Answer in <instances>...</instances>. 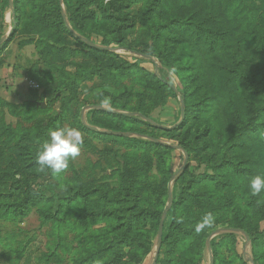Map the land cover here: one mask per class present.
Returning a JSON list of instances; mask_svg holds the SVG:
<instances>
[{"label":"rangeland","instance_id":"374dc122","mask_svg":"<svg viewBox=\"0 0 264 264\" xmlns=\"http://www.w3.org/2000/svg\"><path fill=\"white\" fill-rule=\"evenodd\" d=\"M68 9L75 11L73 17ZM60 14L77 35L106 53L92 54L87 43L80 41L83 49L76 37L66 36L64 30H69ZM175 19L224 29L230 35L228 46L203 57L190 40L191 31L168 28ZM74 25H80L79 31ZM119 28L122 41L112 42ZM11 30L0 46V264H152L159 225L149 219L136 221L132 215L145 205L164 212L170 189L180 194L193 177L213 175L212 168L220 166L222 141L239 129L218 103L227 93H238L224 82L229 56L235 54L239 69L264 90V0H0V41ZM110 58L119 70H100V61ZM127 64H138L146 74ZM156 65L169 84L163 83L161 94L147 73L160 80ZM94 105L138 111L158 125L178 127L164 133L138 116L133 118L144 124L116 121L118 132L133 134L126 139L152 142L134 136L142 132L170 145L189 146L186 170L173 182L184 164L180 150L159 152L90 134L84 127L109 131L90 124L94 110L85 109ZM186 105L189 115L181 121ZM259 109L254 103L245 110L253 127L264 126ZM94 122L108 124L110 119ZM58 127L78 128L84 143L66 171L54 176L39 169L36 157L49 131ZM210 137L220 145L204 150ZM239 153L242 167L254 173L237 175L225 168L227 189L209 182L194 189L203 195L202 203L196 207L188 200L167 216L163 236L168 235L169 242L157 264H210L211 257L214 264H264V193L252 195L249 189L252 177L264 176V132L251 149L234 152ZM146 175L157 186L142 195L147 201L135 205L137 192H131V201L112 192L119 188V179L130 185ZM73 196L78 199L72 201ZM130 205L132 210H126ZM89 211H96L95 225L89 226ZM209 213L212 222L197 231L196 219L199 223ZM130 218L134 225L127 244L113 245L112 233H121ZM222 229L242 232L214 235ZM185 236L190 237L177 249L171 245Z\"/></svg>","mask_w":264,"mask_h":264},{"label":"trees","instance_id":"16d2710c","mask_svg":"<svg viewBox=\"0 0 264 264\" xmlns=\"http://www.w3.org/2000/svg\"><path fill=\"white\" fill-rule=\"evenodd\" d=\"M58 11L61 13V8H60V4L59 2H56ZM69 12L71 13V16L73 17L75 14V11H73L72 9H68ZM116 11V8L114 9ZM60 18L61 21L63 20L65 22L64 17L62 16V14H60ZM70 21L74 22V18L70 17ZM212 24H208V26L206 27L202 22L196 23L193 21H184V20H179V19H175V20H171L168 23V28L171 29V32H175L176 33L179 31L180 28H184L187 31H191V35H190V40L191 42H194V46L196 48H198L200 51V54L205 57V58H209L211 55H213L214 52H216L218 49L221 48H225L227 45V40L229 38V34L225 32L224 29H222V31L218 30V29H214L213 27H211ZM80 25H74V29H76L77 31H79ZM69 30V29H68ZM73 30V29H72ZM74 31V30H73ZM65 35L70 36V37H75L74 33H72L70 30L69 32L67 30H64ZM75 32V31H74ZM117 36L116 38L113 39L112 42H121L122 38H121V29L119 28L117 31ZM77 38V37H76ZM194 38V39H192ZM77 40H79V46H81L83 49H85L86 47H84L85 45L80 42L81 40L77 38ZM87 40H89L87 38ZM90 41V40H89ZM220 42V43H219ZM55 46V45H54ZM65 47V46H63ZM66 50L65 52H69L67 51V47H65ZM88 50H90V53L92 54H96V52H100V53H106V52H102V51H97V49H91L88 48ZM143 55V54H142ZM111 59V58H110ZM120 59V58H118ZM117 60V58H116ZM229 60L230 63L228 65H225L224 67V82H225V86L227 88H229L231 91H237L238 93H227L226 96L224 97V100H222L221 98L219 99V105L221 106V110L222 112L226 115V117L232 121H236L239 125H238V134L237 135H224L227 137V139H224L222 142V146L225 148V151L222 150V156L223 158L220 161V166L219 167H213L212 171H213V175L210 174H203L200 175L198 177H193L190 182L188 187H186L180 194L175 193V195L173 194V205L172 208L169 210L168 215H171V213L174 211L175 207L179 206V205H184L188 200L191 202V204H193L196 207H200L201 205V197H203V195H200L199 193H197L196 191H194V189H196L198 186L204 185V183L209 182L208 184H212V186L215 187H219L222 190L227 189L228 187V182L226 181V173L223 172L222 170L225 168H230L232 170L235 171V173L238 174H243V175H248V174H253L254 172L252 171V169H250L249 167L243 166L242 167V162L238 161L237 159L240 157H243L241 153L239 154H234L235 151H245L247 149H251L252 148V144L253 141L255 142V140L261 137V135L264 132V126L259 125V123L257 124V126L253 127L251 122H248L249 115H246L248 113L245 112V110L250 109L252 106H254V103H258V107L260 108L259 111L260 112H264V90L261 89V84L262 83H254V81L251 79L250 75L244 73L243 71H241L239 69V62L236 59V55L233 54L231 56H229ZM106 62V61H105ZM125 62V61H124ZM104 64V65H103ZM127 66H129L131 69L133 68H137L139 67L138 64H133V65H129L127 64ZM99 69L100 70H110L111 68H114L116 71L119 70V68L116 66V61L115 60H108L107 63H104L103 61H100L99 64ZM141 68V67H139ZM141 73L142 74H146V71L143 70V68H141ZM147 73L149 75H151V77L153 79H155V84L157 85V91L158 94H161L162 89L165 87V85L163 83H165L163 81V79L161 80H157L153 73L149 71H147ZM93 74V72L91 73ZM182 84L184 85L185 88L188 87V83H186V79H183ZM166 85H169L168 83H165ZM224 86V87H225ZM224 89V88H223ZM173 90V89H172ZM174 91V90H173ZM236 94V95H235ZM243 95V96H241ZM94 106H99V105H94ZM113 110V109H112ZM132 113L137 112V114H141L144 117L150 119L149 115L138 112V111H129ZM185 114H184V120L186 121V119L188 118L189 115V111L186 105V108L184 110ZM244 114V115H243ZM247 116L249 119H247ZM99 117H103V118H108L110 119V122L108 124L104 123V124H99V122H94V120ZM136 117V116H135ZM246 117V118H245ZM89 121L90 124L98 126V127H102L105 128L109 131H115L118 132V127L116 126V121L119 122H129V123H142L141 120L139 119H135L133 117H128V116H122V115H116V114H110L107 112H102V111H98V110H94L91 111L90 115H89ZM144 124V122L142 123ZM146 124V123H145ZM148 125V124H146ZM150 128L153 126L149 123L148 125ZM89 128V127H88ZM87 127H84V129L86 131H88L90 134L94 135V136H98L100 138L103 139H107V140H119L120 142L128 145V146H139V147H148L149 149H156L159 152H174V149L170 148V147H166L163 145H159L156 144L154 142H147V141H140V140H132V139H126V138H115L112 136H107L105 134H98V132H95L93 130H91L90 128L88 129ZM211 127H209L210 129ZM160 131H165L164 133H169L171 131H174L176 129H178V127L176 129H171V130H162V129H158V128H154ZM212 131V130H211ZM217 131V130H216ZM137 135H143V136H147L150 137L152 139H156L158 140L157 137H155L152 134H147V133H142V132H136ZM215 143L217 145H220V143L216 140H213V138H209V141H206L204 144L205 146L203 147L204 150H208L209 148H211V145ZM189 155V151H190V147L186 146L185 144H183L181 146ZM187 175V172L185 173ZM136 179V178H135ZM119 188L116 190H113L112 192H117V197L121 200H127V201H131L130 198L132 197V191L137 192L138 194L135 196V200L133 201V203L135 205H137V203L139 202H143V201H147V197H142L143 194H145L146 190L148 189H155L157 186L155 185V183L153 182L152 178L148 175H146V177L142 178V179H136V181H133L132 183H130V185L127 183L128 181H124L122 179H119ZM80 196H85V195H78ZM78 196L74 197L73 199H71L72 201H75L78 199ZM88 198V196L86 197ZM85 198V199H86ZM117 199V200H119ZM117 201V202H122V201ZM112 201V200H111ZM133 205H130L128 207H126V210H132ZM257 208L260 209V205L257 204ZM96 211H89L87 213L88 217H91L92 220L89 223L90 225H95L97 222V215H95ZM113 214V213H112ZM162 214L163 212H159V211H151L149 210V207L147 205L144 206V210L140 211L139 213H137L136 215H132L133 218H137L136 221L142 219L144 221H148L152 220L151 222L154 224L157 222V225L160 226V222L162 219ZM94 217V218H93ZM130 217V216H129ZM143 221V223H144ZM85 222V227H87L88 221H86V219H84ZM196 223H198V220L196 219ZM133 222L132 219H128L125 225V228L122 229L121 233H116L113 232L112 235V242L113 245H119L120 242H126L125 244H127L128 240H129V235L132 234L133 232ZM239 229H242L241 227ZM135 231V230H134ZM145 232V231H144ZM173 233V232H172ZM196 233V231H195ZM194 232L191 233L190 236H193ZM139 236H144V233H142L141 231L138 232ZM189 236V237H190ZM188 237V238H189ZM186 236L183 238H176L174 241L171 242V245H173L176 249L179 245H181L182 243H184L187 239ZM228 238H233L234 241L236 242V238L233 235H230V237ZM169 242V236L168 235H164L163 239H162V247H164V245H166ZM130 245H127L126 247L129 248ZM162 249V248H161ZM161 252V251H160ZM174 253V251L172 252ZM122 254H127L126 251L125 253ZM160 256V254H159ZM159 258V257H158ZM159 262V260H158Z\"/></svg>","mask_w":264,"mask_h":264},{"label":"clouds","instance_id":"9594fccd","mask_svg":"<svg viewBox=\"0 0 264 264\" xmlns=\"http://www.w3.org/2000/svg\"><path fill=\"white\" fill-rule=\"evenodd\" d=\"M107 99L103 103H107ZM84 139L81 131L75 127H58L48 133L37 154L36 163L41 171L49 170L52 175L59 176L66 171L70 160H75L81 151ZM252 195L264 193V176H254L249 181ZM213 220L212 214L205 215L197 224L196 230H202Z\"/></svg>","mask_w":264,"mask_h":264},{"label":"water","instance_id":"95a60500","mask_svg":"<svg viewBox=\"0 0 264 264\" xmlns=\"http://www.w3.org/2000/svg\"><path fill=\"white\" fill-rule=\"evenodd\" d=\"M11 7H13V3L11 2ZM65 19V22H66V25L68 27V29L74 33L75 37H77L78 39H80L82 42H85L87 43L91 48L93 49H97V50H106L94 43H92L91 41L83 38V37H80L79 35H77L73 30L72 28L68 25L67 23V20H66V17H64ZM14 21H15V16H14ZM12 30L10 31V33L8 34V37L2 39L0 41V46L2 44H4L8 39L9 37L11 36L12 34ZM139 56H142V57H146L147 59L151 60L152 58L149 57V56H145V55H142V54H137ZM155 74L156 76L162 80V77L159 75V67L158 65L155 66ZM170 87L174 90V92L178 95L179 94V91L173 86V85H170ZM182 107H184V104H182ZM85 110H98V111H102V112H107V113H110V114H116V115H122V116H128V117H135V116H138L142 119H144L146 122L150 123L151 125H153L154 127L158 128V129H162V130H171V129H174L176 128L173 127V128H169V127H166V126H162V125H158L156 124L155 122H153L152 120L144 117L143 115L141 114H135V113H124V112H120V111H117V110H110V109H107V108H104V107H101V106H90L88 107L87 109ZM184 119V109H182V118H181V121ZM82 122L86 125V123L84 122V118H82ZM180 124V123H179ZM89 128L95 132H98V133H103V134H106V135H109V136H114V137H119V138H132L133 137V134H130V133H122V132H115V131H102V130H99L98 128L96 127H91L89 126ZM136 137H139V138H144V139H147V140H150L156 144H159V145H163V146H166V147H170L172 149H176V150H180L184 153V164H183V167L177 171L173 177V182H175L176 178L183 172L186 170L187 168V165H188V159H189V155L188 153L181 147V146H174V145H170L168 143H164L160 140H156V139H152L150 137H147V136H143V135H134ZM172 205H173V194H172V189L169 190V196H168V205L167 207L165 208L164 212H163V215H162V219H161V222H160V226H159V230H158V235H157V244H156V254L154 256V259H153V262L152 264H157V261H158V257H159V254H160V251H161V248H162V239H163V232H164V226H165V221H166V218H167V215H168V212L169 210L172 208ZM237 232H242L240 230H237V229H222V230H219L217 231L214 235H217L219 233H237ZM208 245H210V242L208 243ZM210 264H214V260L213 258L211 257L210 258Z\"/></svg>","mask_w":264,"mask_h":264}]
</instances>
